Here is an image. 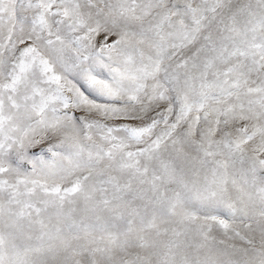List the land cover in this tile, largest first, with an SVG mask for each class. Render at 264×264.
Wrapping results in <instances>:
<instances>
[{
  "label": "snow or ice",
  "instance_id": "obj_1",
  "mask_svg": "<svg viewBox=\"0 0 264 264\" xmlns=\"http://www.w3.org/2000/svg\"><path fill=\"white\" fill-rule=\"evenodd\" d=\"M0 264H264V0H0Z\"/></svg>",
  "mask_w": 264,
  "mask_h": 264
}]
</instances>
